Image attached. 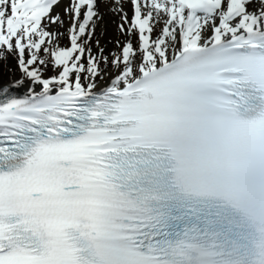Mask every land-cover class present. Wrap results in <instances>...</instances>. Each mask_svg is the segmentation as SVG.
Instances as JSON below:
<instances>
[{
	"label": "snow or ice",
	"instance_id": "6c2138e0",
	"mask_svg": "<svg viewBox=\"0 0 264 264\" xmlns=\"http://www.w3.org/2000/svg\"><path fill=\"white\" fill-rule=\"evenodd\" d=\"M11 62L0 264H264V0H0Z\"/></svg>",
	"mask_w": 264,
	"mask_h": 264
},
{
	"label": "bare ground",
	"instance_id": "6f19581e",
	"mask_svg": "<svg viewBox=\"0 0 264 264\" xmlns=\"http://www.w3.org/2000/svg\"><path fill=\"white\" fill-rule=\"evenodd\" d=\"M62 2H64V0H62ZM105 27H106V31H105V33H104V35L102 36L101 39L107 38L106 40L111 39V40L114 41L115 37L117 35V33H116V24H115L114 18L110 14L105 16ZM109 31L113 32V37L108 36ZM11 71H13V70L0 68V78L8 79L10 74H11Z\"/></svg>",
	"mask_w": 264,
	"mask_h": 264
},
{
	"label": "rangeland",
	"instance_id": "374dc122",
	"mask_svg": "<svg viewBox=\"0 0 264 264\" xmlns=\"http://www.w3.org/2000/svg\"><path fill=\"white\" fill-rule=\"evenodd\" d=\"M154 35H155V33H154ZM108 36L113 37V32H112V31H109ZM106 39H107V38L102 39V43L107 44V45H108V46H107L108 49H113V48L115 47L114 43H112V44H108V43H107L108 40H106ZM133 43L135 44V41H133ZM61 44H62V46H67V45H68V41H67V39H64V40L61 42ZM10 69L13 70V71L15 70V69H14V62H11V68H10Z\"/></svg>",
	"mask_w": 264,
	"mask_h": 264
}]
</instances>
